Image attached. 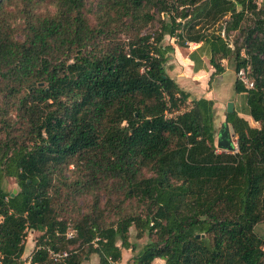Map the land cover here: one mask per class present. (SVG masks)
<instances>
[{
    "label": "trees",
    "instance_id": "16d2710c",
    "mask_svg": "<svg viewBox=\"0 0 264 264\" xmlns=\"http://www.w3.org/2000/svg\"><path fill=\"white\" fill-rule=\"evenodd\" d=\"M87 10L86 0H0V264L19 263L27 232L39 234L27 264H59L44 246L67 252L61 264L90 254L117 264L121 249L126 264H264L253 230L264 222V4L95 0ZM234 30L243 38L231 48L221 32ZM164 36L198 44L194 71L199 53L210 77L220 59L246 71L251 86L236 78L233 90L258 126L226 113L233 151L215 147L211 99L169 115L189 93L166 72Z\"/></svg>",
    "mask_w": 264,
    "mask_h": 264
},
{
    "label": "rangeland",
    "instance_id": "374dc122",
    "mask_svg": "<svg viewBox=\"0 0 264 264\" xmlns=\"http://www.w3.org/2000/svg\"><path fill=\"white\" fill-rule=\"evenodd\" d=\"M95 0H86L87 11L91 6H93V2ZM255 3L258 7L264 4V0H255ZM87 16L92 19V14L87 12ZM92 22V21H90ZM246 23H242L241 27L244 28ZM155 27L149 26L145 29V32H151ZM221 35L225 38L229 46L232 48L233 43L239 45L242 42L243 32L238 30H234L229 32L228 36H225L223 32ZM163 43H169L173 45V38H169L168 36H164ZM175 44V43H174ZM198 44L195 43H187V47L180 48V54L177 55V59L173 60V51L170 52V58L167 61L166 72L171 77L177 85L182 88L184 91L189 93V98L185 104L181 105L177 111L172 112L169 115H174L175 113L181 112L187 109L190 106V101L196 97H211L210 99L213 101V113H212V122H213V133H214V143L216 138V132L220 127V124L225 119V106L228 101L232 102V110H235L238 113L243 111L244 107V95L237 94L233 90V82L236 79V73L233 71V63L232 60L220 59L219 63L223 67V72L219 75H214L210 77V73L213 68L209 65L207 56L205 53H199L202 64L201 69L194 71L192 68V61L188 60L187 55L190 51L195 49ZM243 51V50H241ZM244 114V113H243ZM168 115V116H169ZM247 123L249 125H256L250 117L247 118ZM232 134V131L230 129ZM234 149H235V137L232 134L231 137ZM217 149V148H216ZM218 151H222L217 149ZM3 187L7 190H16L17 186L11 178H5L3 181ZM254 232L264 237V222H260L254 225ZM134 229L132 227L128 230V238L130 242H135L140 244L144 241V237L135 238L134 237ZM38 233L36 232H27L24 238V248L23 253L20 257L19 263L27 262L29 256L31 255L34 247L35 240L38 237ZM69 249H73L74 246L69 245ZM138 248V247H137ZM136 248V249H137ZM132 252L129 249H121V258L117 264H126L131 257ZM97 261L95 255L90 254L88 258H85L81 264H94ZM163 261L160 259H154L151 264H162Z\"/></svg>",
    "mask_w": 264,
    "mask_h": 264
},
{
    "label": "water",
    "instance_id": "95a60500",
    "mask_svg": "<svg viewBox=\"0 0 264 264\" xmlns=\"http://www.w3.org/2000/svg\"><path fill=\"white\" fill-rule=\"evenodd\" d=\"M232 112V102L228 101L225 106V114ZM232 134L229 129L228 123L224 121L220 124L219 129L216 132L215 147L223 152H231L234 150V144L231 139ZM14 190H12L11 195Z\"/></svg>",
    "mask_w": 264,
    "mask_h": 264
},
{
    "label": "built area",
    "instance_id": "2783aa9c",
    "mask_svg": "<svg viewBox=\"0 0 264 264\" xmlns=\"http://www.w3.org/2000/svg\"><path fill=\"white\" fill-rule=\"evenodd\" d=\"M236 78L242 82V84L245 86V87H250L251 86V82L249 81L247 75H246V71L242 68L238 69L236 72ZM65 237L66 238H71L73 236H75V231L71 228V227H68L64 233ZM47 250V253H48V256L55 262L61 264L62 263V260L63 258L67 255V252L65 250H62V251H57V250H53V249H50L48 247H43ZM28 261H29V258H28ZM27 262H22L21 264H27ZM20 264V263H18Z\"/></svg>",
    "mask_w": 264,
    "mask_h": 264
},
{
    "label": "crops",
    "instance_id": "0c3cea01",
    "mask_svg": "<svg viewBox=\"0 0 264 264\" xmlns=\"http://www.w3.org/2000/svg\"><path fill=\"white\" fill-rule=\"evenodd\" d=\"M172 46V51H173V60H176L177 59V55L180 54V48L181 47H178L176 44L173 43ZM188 59V58H187ZM189 60V59H188ZM196 98H201V97H196ZM203 98H207V99H210L211 97H203ZM238 116L242 117L243 119L247 120V118L249 117L248 115L246 114H243V113H238ZM251 119V118H250ZM254 122V121H253ZM256 125H250L252 127H257L258 124L256 122H254Z\"/></svg>",
    "mask_w": 264,
    "mask_h": 264
}]
</instances>
